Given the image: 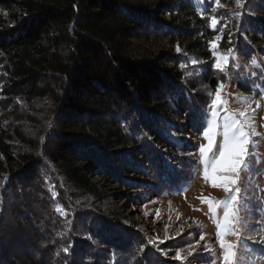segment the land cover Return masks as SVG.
<instances>
[{
	"label": "trees",
	"instance_id": "obj_1",
	"mask_svg": "<svg viewBox=\"0 0 264 264\" xmlns=\"http://www.w3.org/2000/svg\"><path fill=\"white\" fill-rule=\"evenodd\" d=\"M222 2L0 0V97L24 115L0 119V264H187L113 198L189 185L209 93L264 90V0Z\"/></svg>",
	"mask_w": 264,
	"mask_h": 264
},
{
	"label": "rangeland",
	"instance_id": "obj_2",
	"mask_svg": "<svg viewBox=\"0 0 264 264\" xmlns=\"http://www.w3.org/2000/svg\"><path fill=\"white\" fill-rule=\"evenodd\" d=\"M230 1L226 0V2ZM222 5L224 7L228 6L223 2ZM217 36L213 37V43H216L215 38ZM224 46L222 49L227 52L228 43H224ZM218 52L222 53L221 51ZM223 82L225 87L221 90V94L222 98L227 102V108L230 111H238L243 108L238 97L254 98L259 103L258 108L255 103L249 105L250 108L255 109L253 122L256 131L261 134V137L255 138L257 147L252 149V159L254 161L252 173L250 176L245 173L241 177L242 180L248 181L246 187L250 189L247 191L249 193L247 196L251 198L250 201L254 202H251L252 205L250 203L252 207L249 214L252 227L243 233L239 255L243 264H264V256H258L253 250L256 247L264 250V242L260 239V236L264 235V231H262L264 229V99H261L260 93L264 92V90L262 86L256 85L254 91L257 94L255 92L248 94L237 89L229 81ZM215 91L216 89L213 94H215ZM0 100H3L0 104V119L4 122L10 121V125H19L20 120L24 116L21 112L22 109L20 110L18 106L9 104L5 97H0ZM209 105L205 111H210ZM221 114H223L222 111ZM206 143L202 135L197 139V166L190 184L186 187L164 195H150L146 199L145 196H140L137 197L139 201L126 202L125 200L113 198V203L121 208V211L129 220L136 222L144 229L145 234L154 244L164 251L169 250L170 258H175L176 252L180 251L184 262L187 264L188 261H193V264H200L201 261L198 259L201 257L204 260L202 262H205V254H208L206 258L209 259L206 264H221L222 253L216 242V228L213 220L207 214V204H202L199 198L203 196L215 200H223L226 196L222 189L213 188L202 179L199 148ZM214 150H216L215 145ZM257 170L262 171V173L258 175L256 173L258 172ZM241 187L243 188L245 185L242 183ZM111 188L113 189L114 187L111 186ZM158 212L159 214H157ZM219 215L222 216V210H219ZM200 234L205 237L203 241H200ZM249 236H255V239H248L247 237ZM229 239L234 240L235 238L229 237ZM197 241H200L199 245L196 244ZM190 245L192 247H189ZM205 246L210 248L211 251H206ZM194 256L196 257L195 260L193 259Z\"/></svg>",
	"mask_w": 264,
	"mask_h": 264
},
{
	"label": "snow or ice",
	"instance_id": "obj_3",
	"mask_svg": "<svg viewBox=\"0 0 264 264\" xmlns=\"http://www.w3.org/2000/svg\"><path fill=\"white\" fill-rule=\"evenodd\" d=\"M199 2L202 3L203 0H199ZM235 3L237 8L244 6V0H235ZM220 7H223L221 0H214L212 11L216 12ZM236 16L239 18L241 13L237 12ZM207 18L209 27L215 31L220 21L216 16ZM219 31L221 35L215 38L216 43L210 41L209 47L215 58L213 67L218 71L226 72L229 60L238 49L229 48L227 54L217 52L218 42L223 38V28ZM177 51H180L179 46ZM191 63L195 66L198 63L206 62H198L196 59H192ZM250 63L254 67L257 66L255 58H252ZM184 67L185 65L182 64L181 68L183 69ZM194 71L199 74L201 69L194 68ZM188 75L191 76L192 73L189 72ZM224 87V82L220 81L215 94L209 93L210 96H213L209 105L210 111L201 113L200 123L203 127L201 135L207 143L202 144L199 148V163L202 165L201 176L205 183L210 184L213 188L222 189L226 196L223 200H215L203 196L199 198L202 204H207V214L214 222L216 242L222 253L221 264H243L239 255L241 251L240 241L243 238L244 231L252 227V222L249 219L251 198L246 195L248 181L242 180L241 177L245 173L249 176L251 175L254 163L252 149L257 147L255 138L261 137V134L256 131L253 122L255 109L249 107V105L255 103L258 108L259 103L254 98L238 97L243 108L238 111H230L227 108V102L222 98L221 90ZM260 96L261 99H264V92H261ZM221 111L223 114H221ZM214 145L216 150H214ZM242 183L245 185L243 188L241 187ZM219 210H222V216L219 215ZM56 211L63 214V209L59 205H57ZM229 237H234L235 239L230 240ZM247 238L254 240L255 236ZM204 239V235L200 234V241ZM260 239L264 242V235H261ZM200 241H197L196 244L199 245ZM189 247L192 246L190 245ZM205 250L211 251L207 246H205ZM175 258L183 260L180 251L176 252ZM193 259L195 260L196 257L194 256ZM188 264H193V261H188Z\"/></svg>",
	"mask_w": 264,
	"mask_h": 264
}]
</instances>
